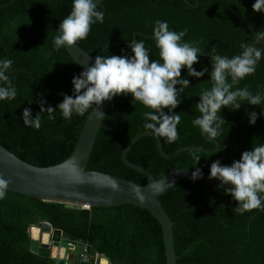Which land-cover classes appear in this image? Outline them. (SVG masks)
Returning a JSON list of instances; mask_svg holds the SVG:
<instances>
[{"label":"trees","instance_id":"trees-1","mask_svg":"<svg viewBox=\"0 0 264 264\" xmlns=\"http://www.w3.org/2000/svg\"><path fill=\"white\" fill-rule=\"evenodd\" d=\"M72 3L73 0H0V60L13 61L6 74L17 90L15 99L0 100V143L40 167L68 157L89 112L73 113L70 120L63 119L58 109L53 113L54 120L43 112L38 130L25 126L22 119L26 107L31 108L33 116L40 111L41 99L46 101V107L55 108L63 100L62 93L72 95V78L80 74L82 67L65 47H53L58 25L71 12ZM253 3L255 0H103L97 10L104 13V22L94 23L87 38L77 44L89 54L100 51L104 56L130 57L133 53L129 42L142 40L150 59L159 60V49L152 39L155 22L166 21L170 31L187 29L183 41L196 42L194 46L203 52L193 67L197 71L209 68V72L197 78L189 76L186 68L181 70L190 86L181 93V103L173 110L181 116L177 125L179 139L174 143L163 138L161 141L167 153L191 145L214 148L215 144L192 124L199 115L195 109L199 94L211 87V56L232 58L242 52L241 43L261 49L255 74L235 87L264 94V40L255 39L264 32V12H254ZM0 86L6 85L0 82ZM132 99L131 94L112 99L86 168L144 184L146 177L127 166L121 157L135 135L150 131L143 127V113L151 109L139 102L134 105ZM262 108L264 102H242L238 110L222 108L226 123L217 140L218 149L223 150L212 155L186 150L166 158L153 137L143 136L127 152V158L147 168L155 178L179 168L199 167L210 173L213 161L231 165L243 151L264 144ZM252 111L258 115L254 125L249 124L247 115ZM194 152L201 156L197 165ZM225 188L183 179L160 195L161 206L173 223L176 264H264V209L236 213L237 202L225 194ZM41 221L60 229L64 240L87 245L89 261L82 264H92L95 253L113 264H166L161 226L142 207L120 204L82 208L9 190L0 199V264H56L54 259L29 250V228Z\"/></svg>","mask_w":264,"mask_h":264},{"label":"clouds","instance_id":"clouds-1","mask_svg":"<svg viewBox=\"0 0 264 264\" xmlns=\"http://www.w3.org/2000/svg\"><path fill=\"white\" fill-rule=\"evenodd\" d=\"M252 10L264 12V0H255ZM96 22H104V13L97 10L93 0H73L70 15L58 25V34L53 41L54 49L69 48L86 39L91 26ZM186 32L187 29L170 31L166 21L157 20L152 39L159 49V60H151L144 42L136 39L130 45L133 53L130 57L97 55L94 63L82 68L78 76H73L72 95L62 93L63 100L55 108L50 105L46 107V101L41 99L40 111L35 116L31 108H24L23 123L38 130L41 127V113L47 112L49 119L54 120L53 113L57 109L66 120H70L73 113L83 115L94 109L97 110L96 115L102 117L103 102L111 101L119 95L131 94L134 105L139 102L151 109L143 113V127L154 133L155 137L174 143L179 139L177 125L181 116L173 110L181 103V93L190 86V81L182 78L181 70L186 68L189 76L197 78L209 72V68L197 71L193 67L203 52L194 46L196 42L183 41ZM255 39L257 42L264 40V32H259ZM240 47L242 52L232 58L211 56V87L201 91L199 102L195 104L199 115L192 120V124L212 142L221 135V126L226 123L221 116L222 108L238 110L242 102L251 105H262L264 102V94H253L247 87H235L247 76L255 74L256 66L262 58V50L254 45L241 43ZM12 65L11 59L0 60V82L6 85L0 86V100H13L17 96V90L6 74ZM177 85L180 87L177 88ZM261 114L264 115V108ZM247 115L249 124L254 125L257 113L252 111ZM218 150H223V147ZM200 158V155L193 153L195 165ZM202 175V170L196 167L191 179L195 181L202 178ZM213 178L224 185H230L225 188V194H230L237 202L234 209L236 213L242 215L254 209H264V144L253 145L252 150L243 151L240 159L234 160L231 165H222L219 160L213 161L209 179ZM9 183L10 180L0 177V199L4 198Z\"/></svg>","mask_w":264,"mask_h":264},{"label":"water","instance_id":"water-1","mask_svg":"<svg viewBox=\"0 0 264 264\" xmlns=\"http://www.w3.org/2000/svg\"><path fill=\"white\" fill-rule=\"evenodd\" d=\"M102 1L93 0L97 5ZM132 42L133 40L129 44ZM108 46L110 44L106 45V47ZM65 48L82 68L90 66L94 63L95 57L100 55V51L95 54H89L78 44ZM111 101L103 102L101 108L104 115L102 117L96 115V109L89 110L73 150L67 158L57 164L45 167L30 164L0 143V177L10 180L7 190L29 195L42 201L61 202L81 206L82 208L91 206L107 207L120 204H133L142 207L148 210L161 226L166 264H176L177 256L173 242V223L162 208L159 197L177 181L183 179L192 180L191 174L195 169L179 168L155 178L147 168L129 161L127 152L143 136L153 137L156 140L160 154L166 158L174 157L186 150L214 152L218 150L219 142L214 139V148L191 145L181 147L172 153H167L163 149L161 138L155 137L151 131H143L135 135L123 148L121 157L127 166L141 172L146 177L144 184H138L112 174L89 170L86 165L94 146L96 134ZM204 137L208 139L206 136ZM202 174V178L195 181L220 188L230 186L222 184L218 179H209L210 173L202 171ZM113 185H116V187H113ZM29 236V250L39 256L54 259L56 264H70L67 261L70 258L71 251L85 250L87 248V245L83 242L64 240L62 231L58 228H53L46 221H41L37 225L31 226L29 228ZM97 264L113 263L107 257L100 255Z\"/></svg>","mask_w":264,"mask_h":264},{"label":"built area","instance_id":"built-area-1","mask_svg":"<svg viewBox=\"0 0 264 264\" xmlns=\"http://www.w3.org/2000/svg\"><path fill=\"white\" fill-rule=\"evenodd\" d=\"M79 258L82 263H87L89 261L87 254L85 253V250H82L79 253ZM99 259V254L95 253L93 256V263L92 264H97V261Z\"/></svg>","mask_w":264,"mask_h":264},{"label":"crops","instance_id":"crops-1","mask_svg":"<svg viewBox=\"0 0 264 264\" xmlns=\"http://www.w3.org/2000/svg\"><path fill=\"white\" fill-rule=\"evenodd\" d=\"M99 258H100V255H99ZM67 262H69L70 264H82L77 250L70 252V258L68 259Z\"/></svg>","mask_w":264,"mask_h":264}]
</instances>
